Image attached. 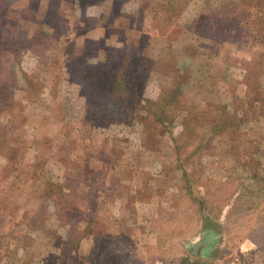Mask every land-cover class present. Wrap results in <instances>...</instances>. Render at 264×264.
Listing matches in <instances>:
<instances>
[{
    "label": "rangeland",
    "instance_id": "1",
    "mask_svg": "<svg viewBox=\"0 0 264 264\" xmlns=\"http://www.w3.org/2000/svg\"><path fill=\"white\" fill-rule=\"evenodd\" d=\"M166 1L0 0V264H264V0Z\"/></svg>",
    "mask_w": 264,
    "mask_h": 264
},
{
    "label": "trees",
    "instance_id": "2",
    "mask_svg": "<svg viewBox=\"0 0 264 264\" xmlns=\"http://www.w3.org/2000/svg\"><path fill=\"white\" fill-rule=\"evenodd\" d=\"M79 1H80V0H79ZM161 3H162V5H164V4L168 3V1H166V0H161ZM260 41L264 43V36L261 37ZM0 44H1V45H4V48H7L8 50H12L11 48H17V47L19 48V46L11 45V43H7L6 46H8V47H6V46H5V41H4L3 39H0ZM106 59H107V58H106ZM153 63H154V62H153L152 59H150V58L148 59V57L146 58V63H145V65H146L147 67L153 65ZM148 64H149V65H148ZM39 177H40V176H39ZM55 180H58V179H55ZM53 181H54V180H53ZM53 183H54V185H57L58 188H61V184H58L56 181H54ZM66 185H69L68 187H69V190H70V195H69V194H68V195L71 196V192H74V193H75V190H74L75 185H74V183H72V184H66ZM71 197H72V196H71ZM60 206H62V203H60ZM54 207L57 208V207H58L57 204H55Z\"/></svg>",
    "mask_w": 264,
    "mask_h": 264
},
{
    "label": "built area",
    "instance_id": "3",
    "mask_svg": "<svg viewBox=\"0 0 264 264\" xmlns=\"http://www.w3.org/2000/svg\"><path fill=\"white\" fill-rule=\"evenodd\" d=\"M155 264H165L163 261H156ZM225 264H241V255L235 253Z\"/></svg>",
    "mask_w": 264,
    "mask_h": 264
},
{
    "label": "water",
    "instance_id": "4",
    "mask_svg": "<svg viewBox=\"0 0 264 264\" xmlns=\"http://www.w3.org/2000/svg\"><path fill=\"white\" fill-rule=\"evenodd\" d=\"M202 243H203V241H201V240L194 241V242L191 244L192 253H194L195 255H197V254H198V253H196L197 248H198V246H199V247H202ZM205 248H206V246H205Z\"/></svg>",
    "mask_w": 264,
    "mask_h": 264
}]
</instances>
